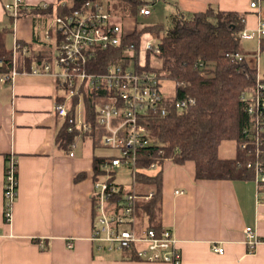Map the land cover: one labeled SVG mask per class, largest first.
<instances>
[{
	"label": "crops",
	"instance_id": "crops-1",
	"mask_svg": "<svg viewBox=\"0 0 264 264\" xmlns=\"http://www.w3.org/2000/svg\"><path fill=\"white\" fill-rule=\"evenodd\" d=\"M11 1L0 0V31H6L7 48L13 51L17 43L22 44L29 48L30 57L26 59L27 71L24 58L16 57L18 74L13 79L3 81L12 71L0 74V264H165L142 261L134 252L99 251L91 241L94 159L100 155L90 156L88 150H81L70 156V148L57 141L64 121L57 116L55 105L64 96L63 89L50 74L30 73L35 61L52 59L56 54L55 36L46 38L53 17L36 14L14 20L5 10ZM252 1L159 3L169 14L167 19L178 14L188 19L210 8L236 11L246 15L245 30L254 31L264 22V0L257 9L251 8ZM55 2L26 0L32 9ZM130 19L135 21L128 17L125 24ZM135 26L126 25L128 33ZM11 154L18 161V197L7 223L4 183L7 156ZM219 156L235 158L237 142L223 141ZM257 189L255 180H197L193 161L178 165L166 160L158 227L173 230L182 264H264V242L249 254L244 234L251 227L264 239V200L257 204ZM179 190L184 193L177 195ZM69 240L73 241L72 249ZM214 242L224 246L225 254L213 251Z\"/></svg>",
	"mask_w": 264,
	"mask_h": 264
},
{
	"label": "built area",
	"instance_id": "built-area-1",
	"mask_svg": "<svg viewBox=\"0 0 264 264\" xmlns=\"http://www.w3.org/2000/svg\"><path fill=\"white\" fill-rule=\"evenodd\" d=\"M160 0H154V3ZM153 3V5H154ZM260 0H253L251 8L257 9ZM118 2L103 0H85L77 3L66 0L63 6L68 10L64 15H54L48 28L46 38L55 36L56 54L52 59L34 62L30 73L34 75L50 74L57 79L65 92L64 101L57 102L55 112L67 123L68 132L76 136L70 144V156H74L77 139L93 134V127L87 119L83 105V94L92 91L96 94L95 112L97 124L105 130L102 143L117 155L108 156L101 165V174L94 179L92 202L95 209L91 241L99 251L134 252L136 257L150 263L182 264V252L173 230L168 227H152L147 221L142 222L136 214L137 203L150 200L154 192L138 194L135 190H126L116 182L117 170L127 169L136 183L139 172L137 163L139 152L155 144V138L149 126L150 119L166 118L172 112L182 113L196 105L193 97H177V91L184 86L174 82L177 90L172 97L164 94V73L158 72L155 60L160 54L159 36L150 32L141 41L140 49L134 43L124 48L121 59L106 67L103 72L91 71L90 67L100 52L111 48H122L128 35L125 21L127 17L117 10ZM151 4L142 6L139 14L144 17L152 15ZM49 4L41 5L47 8ZM119 7L120 4H119ZM7 15L17 20L22 14L31 11L26 0H12L5 4ZM264 38V22L257 30H244L241 38ZM150 56V64L147 57ZM24 58L23 68L27 71L26 59L30 50L22 44L13 49L14 67L3 81H9L18 74L17 56ZM229 55V54H227ZM239 61H246L257 67V55L245 51L234 54ZM3 61L0 59V64ZM208 69L209 65L201 60L196 69ZM251 98L247 106L253 116L264 111V85L259 83L255 95H243ZM78 98L74 114L71 115L72 101ZM245 145V144H244ZM249 167H253L250 163ZM159 164L153 163L146 171L156 170ZM145 170V169H144ZM257 184V204L263 203L264 167L255 165ZM184 192L176 191L177 195ZM5 221L12 219L14 203L18 197V161L15 155L7 159L4 183ZM247 253L254 254L257 247L264 242L257 232L247 227L244 230ZM42 245V241L40 242ZM69 248L73 241L69 240ZM213 251L225 254L224 246L219 242L212 244Z\"/></svg>",
	"mask_w": 264,
	"mask_h": 264
},
{
	"label": "trees",
	"instance_id": "trees-1",
	"mask_svg": "<svg viewBox=\"0 0 264 264\" xmlns=\"http://www.w3.org/2000/svg\"><path fill=\"white\" fill-rule=\"evenodd\" d=\"M66 0H56L47 8L35 7L21 17L36 14L53 17L64 15L68 10L63 6ZM77 3L85 0H75ZM105 1V0H103ZM118 2L121 12L127 17L137 18L139 10L154 0H110ZM20 17V18H21ZM246 15L236 11H216L196 13L186 19L178 14L168 19V26H135L129 32L123 47L100 52L90 67L91 71L103 72L110 64L118 62L124 48L134 43L140 49L141 41L150 32L158 34L160 64L158 72L164 73L166 80L182 82L177 97H193L197 103L186 111L172 112L166 118H153L149 121L155 144L139 152L136 183L153 188L154 196L137 203L136 214L149 226L160 225L163 195V164L166 160L183 165L193 161L196 165L197 180H255V165L264 167V111L251 116L247 106L255 95L258 84L264 85V77L259 76L258 67L239 61L234 54L243 51L241 33L245 30ZM264 49V39L261 40ZM229 54V55H227ZM150 54L147 57L150 64ZM0 74H9L14 67L13 51L7 48L6 31H0ZM208 64V69H196L200 63ZM30 66V61L28 62ZM96 94L86 91L83 105L87 119L93 127L97 145L103 144L105 130L97 124L95 102ZM60 102L64 101L62 97ZM79 99L71 104L74 114ZM76 136L68 132L67 123L57 136V141L69 148ZM237 142L235 158H221L219 147L223 141ZM245 144V145H244ZM10 155L7 156V159ZM108 156L94 159V177L101 174V165ZM153 163L159 168L146 171ZM253 167H249L248 164ZM145 169V170H144ZM93 219L95 217L94 204Z\"/></svg>",
	"mask_w": 264,
	"mask_h": 264
},
{
	"label": "rangeland",
	"instance_id": "rangeland-1",
	"mask_svg": "<svg viewBox=\"0 0 264 264\" xmlns=\"http://www.w3.org/2000/svg\"><path fill=\"white\" fill-rule=\"evenodd\" d=\"M152 2V0H149ZM153 5V4H151ZM117 10H122V7H119V3L116 5ZM152 10V15L149 17L137 16L135 21L130 19L127 21V27L132 28L134 25L139 28L151 25H163L168 26V15L163 10V4L157 2L155 5L150 6ZM57 15V14H56ZM124 15V14H123ZM125 16V15H124ZM127 17V15H126ZM128 18V17H127ZM255 31V30H254ZM249 32H253L249 30ZM264 39V38H263ZM242 49L252 55V62L254 61L255 56L257 55V67L259 76L264 77V49L261 47V39L258 37L246 38L241 40ZM155 66L157 67L161 62L160 59H154ZM177 87L174 82L164 80L163 82V91L167 96H174L176 94ZM62 94L65 95V92L62 91ZM79 140V139H78ZM77 142V148L74 150L76 153H79L81 150H88L89 155L92 154L100 156H113L117 155L118 151L106 147L104 144L95 145L96 138L92 135L87 136L85 139H80ZM116 182L119 185H122L126 190H135L138 194H148L153 191V188L142 183L133 182L132 174L127 169L117 170L116 173Z\"/></svg>",
	"mask_w": 264,
	"mask_h": 264
}]
</instances>
